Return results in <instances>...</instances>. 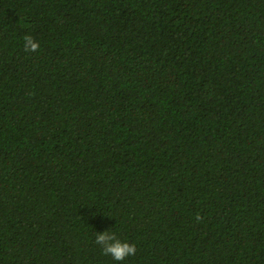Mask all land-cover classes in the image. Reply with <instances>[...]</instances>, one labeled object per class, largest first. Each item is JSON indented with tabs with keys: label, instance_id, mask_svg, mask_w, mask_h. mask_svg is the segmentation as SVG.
<instances>
[{
	"label": "trees",
	"instance_id": "trees-1",
	"mask_svg": "<svg viewBox=\"0 0 264 264\" xmlns=\"http://www.w3.org/2000/svg\"><path fill=\"white\" fill-rule=\"evenodd\" d=\"M0 264H264V0H0Z\"/></svg>",
	"mask_w": 264,
	"mask_h": 264
},
{
	"label": "clouds",
	"instance_id": "clouds-1",
	"mask_svg": "<svg viewBox=\"0 0 264 264\" xmlns=\"http://www.w3.org/2000/svg\"><path fill=\"white\" fill-rule=\"evenodd\" d=\"M23 50L25 52H37L40 48L38 41L31 35H25L23 37ZM202 217L197 214L196 220H201ZM95 244L100 246L103 255H110L113 260L123 262L129 256H134L137 252V246L135 243L121 240L117 233L114 231L96 232Z\"/></svg>",
	"mask_w": 264,
	"mask_h": 264
}]
</instances>
